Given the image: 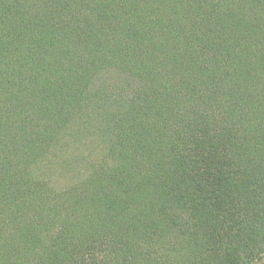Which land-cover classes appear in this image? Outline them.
I'll return each mask as SVG.
<instances>
[{"label": "trees", "instance_id": "trees-1", "mask_svg": "<svg viewBox=\"0 0 264 264\" xmlns=\"http://www.w3.org/2000/svg\"><path fill=\"white\" fill-rule=\"evenodd\" d=\"M0 264H264V0H0Z\"/></svg>", "mask_w": 264, "mask_h": 264}]
</instances>
